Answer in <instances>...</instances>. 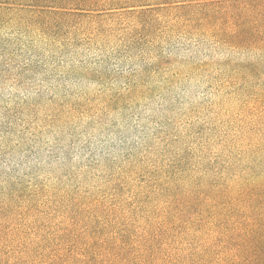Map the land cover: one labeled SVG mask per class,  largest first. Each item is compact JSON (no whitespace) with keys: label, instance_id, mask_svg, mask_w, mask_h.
Here are the masks:
<instances>
[{"label":"rangeland","instance_id":"obj_1","mask_svg":"<svg viewBox=\"0 0 264 264\" xmlns=\"http://www.w3.org/2000/svg\"><path fill=\"white\" fill-rule=\"evenodd\" d=\"M264 234V1L0 0V264H251Z\"/></svg>","mask_w":264,"mask_h":264},{"label":"trees","instance_id":"obj_2","mask_svg":"<svg viewBox=\"0 0 264 264\" xmlns=\"http://www.w3.org/2000/svg\"><path fill=\"white\" fill-rule=\"evenodd\" d=\"M247 239L250 244L248 254L253 255L251 264H264V234L253 233Z\"/></svg>","mask_w":264,"mask_h":264}]
</instances>
